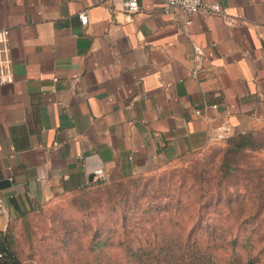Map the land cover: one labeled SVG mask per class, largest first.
Masks as SVG:
<instances>
[{"label":"crops","instance_id":"crops-1","mask_svg":"<svg viewBox=\"0 0 264 264\" xmlns=\"http://www.w3.org/2000/svg\"><path fill=\"white\" fill-rule=\"evenodd\" d=\"M208 1L222 14L184 32L162 0L131 15L123 0H0V232L96 170L139 176L205 152L219 127L264 130V0Z\"/></svg>","mask_w":264,"mask_h":264},{"label":"rangeland","instance_id":"rangeland-1","mask_svg":"<svg viewBox=\"0 0 264 264\" xmlns=\"http://www.w3.org/2000/svg\"><path fill=\"white\" fill-rule=\"evenodd\" d=\"M230 139L60 196L3 232L21 264H137L135 250L188 238L218 264L233 255L264 264V130L242 150Z\"/></svg>","mask_w":264,"mask_h":264},{"label":"trees","instance_id":"trees-1","mask_svg":"<svg viewBox=\"0 0 264 264\" xmlns=\"http://www.w3.org/2000/svg\"><path fill=\"white\" fill-rule=\"evenodd\" d=\"M250 134L231 137L230 141L237 150L252 146L249 141ZM126 178V177H125ZM109 180V179H108ZM107 180V181H108ZM99 181L94 183H104ZM137 264H218L215 256L208 249L197 247L188 238L184 244L177 239L173 243L172 239L165 240L164 245L156 250L139 248L134 251ZM253 258H248L245 264H253ZM0 264H21L11 249V244L4 232H0ZM224 264H243L238 255H233Z\"/></svg>","mask_w":264,"mask_h":264},{"label":"built area","instance_id":"built-area-1","mask_svg":"<svg viewBox=\"0 0 264 264\" xmlns=\"http://www.w3.org/2000/svg\"><path fill=\"white\" fill-rule=\"evenodd\" d=\"M123 10L126 14L131 15L139 11V0H123L122 2ZM177 13V17L181 18L180 29L184 32H187L193 18L198 14L203 15H220L222 14L221 6L216 1L208 0H162L161 2V12L164 15H169L172 12ZM79 19L82 24H87V17L85 14L80 13ZM8 32H0V51L7 43ZM213 109L216 106H212ZM199 114L198 112H196ZM216 138L219 140L229 138V130L226 127H219L216 130ZM96 181H107L108 178L102 170H96L94 172ZM3 213V203L0 200V214Z\"/></svg>","mask_w":264,"mask_h":264},{"label":"water","instance_id":"water-1","mask_svg":"<svg viewBox=\"0 0 264 264\" xmlns=\"http://www.w3.org/2000/svg\"><path fill=\"white\" fill-rule=\"evenodd\" d=\"M89 179H90L91 182L96 181V177L94 175H91Z\"/></svg>","mask_w":264,"mask_h":264}]
</instances>
